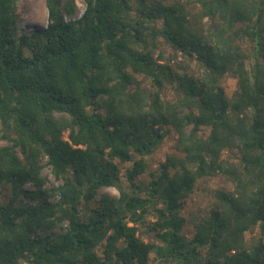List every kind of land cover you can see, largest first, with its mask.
Here are the masks:
<instances>
[{
  "label": "trees",
  "instance_id": "1",
  "mask_svg": "<svg viewBox=\"0 0 264 264\" xmlns=\"http://www.w3.org/2000/svg\"><path fill=\"white\" fill-rule=\"evenodd\" d=\"M19 1L0 0V264H264V0H46L28 30Z\"/></svg>",
  "mask_w": 264,
  "mask_h": 264
},
{
  "label": "rangeland",
  "instance_id": "2",
  "mask_svg": "<svg viewBox=\"0 0 264 264\" xmlns=\"http://www.w3.org/2000/svg\"><path fill=\"white\" fill-rule=\"evenodd\" d=\"M177 0H166V2H175ZM76 4V18H80L85 9L86 5L84 0H75ZM19 20L18 26L20 29H32L34 27H38L39 25L31 24L32 21H44L43 19H47L48 21V10L46 6V0H20L17 4ZM36 19V20H34ZM49 23V21H48ZM46 26V25H42ZM39 26V27H42ZM159 47L162 50H165L167 54H173L169 49H167L162 44H159ZM248 68L250 65H247ZM139 79L143 81L145 86L150 85V81L145 79L142 76H139ZM224 87L228 97H232L234 92L237 90V81L231 76H227L224 80ZM174 93L172 90L168 89L163 94L164 99H173ZM176 134L171 132L168 137L165 139L163 144L148 158H146L147 163L150 168L155 169L158 165L163 162L167 155L175 153V144H176ZM6 143L0 140V145L3 146ZM42 175L48 178L47 187L58 186L60 182L56 181L54 176L51 173V168H46L43 170ZM140 180L146 182L148 180V175H144L140 178ZM0 185V192H1ZM221 188H231L230 184L226 182L222 177H215L212 179H203L200 180L196 186L194 193L185 201L184 208L182 211L183 217L186 219V224L183 230V234L191 238L195 233V226L198 223L199 219L205 217L210 208L215 206L217 203L214 198L212 191L221 189ZM27 189H32V186H28ZM100 195L108 194L111 196H118V191L114 188H102L99 191ZM1 197V195H0ZM254 237H259L260 232L259 229L256 228L253 230L252 234L249 235Z\"/></svg>",
  "mask_w": 264,
  "mask_h": 264
},
{
  "label": "bare ground",
  "instance_id": "3",
  "mask_svg": "<svg viewBox=\"0 0 264 264\" xmlns=\"http://www.w3.org/2000/svg\"><path fill=\"white\" fill-rule=\"evenodd\" d=\"M34 20H36V19H34ZM44 21H41V20H39V21H32V22H30L31 24H35V25H39V26H42V25H47L48 24V21H46L47 19H43Z\"/></svg>",
  "mask_w": 264,
  "mask_h": 264
}]
</instances>
